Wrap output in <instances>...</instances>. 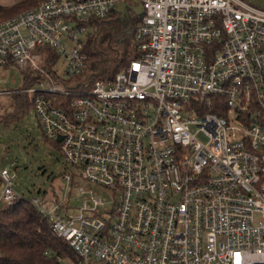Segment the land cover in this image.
<instances>
[{"label":"built area","instance_id":"2783aa9c","mask_svg":"<svg viewBox=\"0 0 264 264\" xmlns=\"http://www.w3.org/2000/svg\"><path fill=\"white\" fill-rule=\"evenodd\" d=\"M125 1L142 5L141 55L86 87L78 35ZM10 65L36 80L0 95H29L75 171L64 200L25 199L75 264H264V5L44 0L0 20ZM16 178L0 167V212L24 199Z\"/></svg>","mask_w":264,"mask_h":264},{"label":"trees","instance_id":"16d2710c","mask_svg":"<svg viewBox=\"0 0 264 264\" xmlns=\"http://www.w3.org/2000/svg\"><path fill=\"white\" fill-rule=\"evenodd\" d=\"M44 0H16L11 5L0 4V20L13 17ZM140 3L125 1L107 18L91 17L85 23L95 26L85 42L88 55L85 81L93 86L97 79H113L118 72L139 57L140 42L136 30L142 20ZM51 61L48 62L49 67ZM24 87L34 84L36 78L25 73ZM14 110L2 118L6 123L22 119L33 102L25 92L13 93ZM57 145L58 143L55 142ZM59 146V145H58ZM76 255L63 238L55 235L50 223L25 199L0 212V264H75Z\"/></svg>","mask_w":264,"mask_h":264},{"label":"rangeland","instance_id":"374dc122","mask_svg":"<svg viewBox=\"0 0 264 264\" xmlns=\"http://www.w3.org/2000/svg\"><path fill=\"white\" fill-rule=\"evenodd\" d=\"M15 1L0 0V4L8 6ZM246 1L256 6L264 5V0ZM94 29L95 26L85 23V30L78 38L86 42ZM65 44L71 47L75 42L65 39ZM57 67L63 70L64 62L60 60ZM12 77L15 81H12ZM24 82V74L18 67L10 65L0 68V87L23 88ZM13 110V95H0V167H8L16 172L15 188L24 199L46 196L64 200L69 189L64 176L75 171L68 168L55 141L45 137L33 108L22 119H13L7 123L3 121L2 118L11 114ZM78 180L81 184H89L92 188H98L100 193L110 196L103 187L87 183L81 178ZM79 204V199L75 198L69 203L70 206L76 207Z\"/></svg>","mask_w":264,"mask_h":264},{"label":"water","instance_id":"95a60500","mask_svg":"<svg viewBox=\"0 0 264 264\" xmlns=\"http://www.w3.org/2000/svg\"><path fill=\"white\" fill-rule=\"evenodd\" d=\"M139 8H141L142 9V5H141V3L139 4ZM62 138L61 137H58V141H60Z\"/></svg>","mask_w":264,"mask_h":264}]
</instances>
